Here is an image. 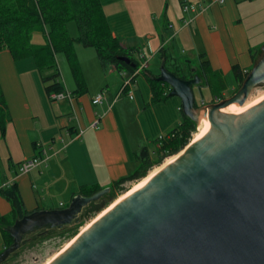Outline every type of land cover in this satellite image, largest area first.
I'll return each mask as SVG.
<instances>
[{"label": "crops", "instance_id": "obj_1", "mask_svg": "<svg viewBox=\"0 0 264 264\" xmlns=\"http://www.w3.org/2000/svg\"><path fill=\"white\" fill-rule=\"evenodd\" d=\"M184 2L198 3L196 12H183ZM114 36L122 46L145 55L148 70L161 47L192 63L204 55L211 68L234 83L232 68L252 69L264 45V0H101ZM194 18L183 25L185 18ZM42 42L43 34L37 32ZM177 45L180 50L177 51ZM178 48V49H179ZM138 59V58H137ZM88 91L51 100L33 58L14 59L0 50V83L11 113L0 133V187L16 182L28 211L64 208L80 187H111L138 167L137 152L181 122V98L152 102V87L143 73L133 80L134 98L122 91L132 72L114 65L105 70L96 56L82 62ZM88 67V68H86ZM65 75V74H64ZM123 81V84H122ZM66 82H68L66 80ZM69 83V82H68ZM105 91L101 103L92 99ZM82 131V134H81ZM81 134V135H80ZM80 135V136H78ZM41 162L27 173L26 159ZM10 202L0 191V217L9 215ZM5 248L0 228V252Z\"/></svg>", "mask_w": 264, "mask_h": 264}, {"label": "water", "instance_id": "obj_2", "mask_svg": "<svg viewBox=\"0 0 264 264\" xmlns=\"http://www.w3.org/2000/svg\"><path fill=\"white\" fill-rule=\"evenodd\" d=\"M262 51L235 93L198 108L193 86L202 78H182L162 65L156 78L181 98L183 113L197 122L205 110L212 125L50 264H264V98L247 102L264 84V45ZM120 59L136 66L128 56ZM233 102L240 105L230 109ZM109 191L78 193L67 207L16 219L7 227L13 242L0 252V264L25 235L71 223Z\"/></svg>", "mask_w": 264, "mask_h": 264}, {"label": "trees", "instance_id": "obj_3", "mask_svg": "<svg viewBox=\"0 0 264 264\" xmlns=\"http://www.w3.org/2000/svg\"><path fill=\"white\" fill-rule=\"evenodd\" d=\"M72 20L77 23L79 28L78 37H72L68 31V23ZM36 32L43 34L42 42L33 40ZM76 41L96 49L104 70H107L110 65H114L120 71L134 72L139 66V62L134 57V50L122 46L120 39L113 35L101 0H0V50L8 49L16 60L33 58L40 72L45 68L57 66L55 54L58 51H63L68 58L77 84L74 94H83L88 91V87L75 51L74 42ZM171 50L172 45H165L160 49L162 65L179 77H194L196 69L192 68V63H187L186 60L175 56ZM121 56L130 57L136 66L133 67L130 63L121 60ZM200 59L197 68L205 76L206 86L211 91V100L209 101L211 103L215 101V96L223 97L222 91L227 89L228 85L226 77L220 72L214 71L204 55L200 56ZM254 59L257 60L255 54ZM140 73L146 75L150 81L153 103L165 102L171 98L169 93L172 88L168 83L157 80L156 77L159 74H151L148 69ZM232 73L235 84H237L233 90L234 93L241 86L248 71L244 72L239 65H235L232 68ZM132 78L134 79L135 76ZM42 79L48 94L53 91L66 90L59 71L47 77L42 76ZM201 82L193 86L195 96V87L201 91L202 86L205 85ZM201 105L202 103L196 98V107ZM11 119V113L0 83V133L2 137L6 132L7 123ZM196 126V123L182 111L181 122L167 131L165 135L152 141L155 145L153 153L157 156L155 158L152 156L154 146L141 147L137 152V169L128 176L116 180L112 184L111 190H121L125 183L136 182L144 178L156 163L161 165L167 157L184 150L191 142ZM102 189L98 186H83L80 187L78 193L90 196ZM0 191L12 205L11 213L0 217V228L5 247H7L13 242V237L7 227L30 211L25 207L16 182L2 185ZM106 195L107 193L101 198ZM101 198L91 203L90 210L100 211L102 209L103 203L98 202ZM75 221L76 219L62 227H57V230H62V236L73 238L78 234L81 224ZM72 224L74 225L71 226Z\"/></svg>", "mask_w": 264, "mask_h": 264}, {"label": "rangeland", "instance_id": "obj_4", "mask_svg": "<svg viewBox=\"0 0 264 264\" xmlns=\"http://www.w3.org/2000/svg\"><path fill=\"white\" fill-rule=\"evenodd\" d=\"M68 31L72 37H78L79 36V28L77 26V23L74 20L69 21ZM36 33L34 34V39H33L35 42L38 41V38L41 39V36H39ZM74 44H75L74 45L75 51L78 55L81 68H82L81 61L84 62V64H86V66H88V60H89L90 56L93 55V56H96L98 58L96 49L94 47L85 46L83 43L77 42V41L74 42ZM175 46H176L177 51L180 50V48L177 45H175ZM55 56H56L57 66H55L54 68H45L43 71H41L42 76L47 77L49 75L54 74L56 71H59L61 74V79H62V81L66 87V90L69 91V89H70V90L74 91L77 88V84H76V81H75V78H74V75H73V72H72V69H71V66H70V63L68 61L66 54L63 51H58L55 54ZM134 57L136 59L138 58L137 61H139V56L134 55ZM151 63L153 66L152 69L155 70V72H157L158 74H160L162 65L160 63L159 56H156L155 60H153ZM193 65L198 66L199 65L198 61L197 60L193 61ZM86 68H88V67H86ZM82 71H83V69H82ZM103 71H104L103 73H105V74L107 73V72H105V70H103ZM83 74H84V72H83ZM196 74L202 78L201 83L205 84L202 86V90H201L202 93L200 90H198L197 87H195L196 96H197L196 98L199 102L202 103V105L200 107H203V106L205 107V106L210 104L209 101L211 100V91L208 88V86H206L205 76L201 73V71L198 68L196 69V73L194 74V76ZM129 78H130V76L128 77V79ZM41 80L43 81V79H41ZM66 80L69 83L66 82ZM124 82H125V80H124ZM226 83L228 86H227V89L222 91L223 97L215 96L214 99H216V98L225 99V98L230 97L233 94V90L235 89L237 84H235V82L232 83L229 81H227ZM122 84H123V81H122ZM258 98L259 99L264 98V84H262L258 90L251 93L248 100L252 101V100H256ZM205 102H208V103H205ZM211 103H214V102H211ZM196 108H198V107H196ZM194 122L197 125L198 121L197 122L194 121ZM197 130H198V127L196 126V131L193 133V137L197 133ZM80 135H78V136H80ZM193 137H192V139H193ZM149 146H151V147L154 146V148H152V156L155 158L157 155L155 153H153V151L155 149L154 143L152 141H150ZM170 157L171 156L167 157L162 164H164ZM156 165L159 166V164L156 163L152 167V169L157 168ZM133 182H135V181L125 183L124 188L121 190L112 191L111 187H110L111 192H108L106 196H104L103 198H101V200L98 201V202L103 203V205H104L102 207V209H100V211H102L105 207H107V205L112 203V200L114 201L120 194L125 192L132 185H134ZM87 187H91V186L87 185ZM92 187H94V186H92ZM70 202L71 201H68V203L66 204V207L70 204ZM90 205H92V204L90 203L88 206L84 207L83 211L76 218V221L78 223H81L79 225L78 233H80L81 229L85 225H87V223L92 221L93 218L100 212L97 209L96 210H90V207H91ZM75 222H74V224H75ZM74 224H72L71 226H73ZM45 231H47V232H45ZM61 233H62V230L61 229L57 230V227L51 228L49 230H48V228L36 229L35 231L28 233L27 235H25V238H24L20 248L18 250H16L14 253H12L10 255V257L3 264H46V263H48L56 255V253H58L67 243H69L74 238V237L73 238H67L65 236H62Z\"/></svg>", "mask_w": 264, "mask_h": 264}, {"label": "built area", "instance_id": "obj_5", "mask_svg": "<svg viewBox=\"0 0 264 264\" xmlns=\"http://www.w3.org/2000/svg\"><path fill=\"white\" fill-rule=\"evenodd\" d=\"M215 2L222 4V3H224V0H215ZM198 9H199V5H198V3H195V2H184L182 4L183 12H196ZM193 19L194 18H192V17L185 18L183 21V25H189ZM165 44H167L166 41L162 44V47L165 46ZM139 56L141 59L145 57V55L141 52H139ZM148 66H149L148 60H145V59L142 60L139 63L138 68L134 72H132V74H131L132 77H134V76L138 75L140 72L146 70L148 68ZM132 77H131V79L125 80L123 87H122V91L125 92L130 98H134V91L131 88L133 86V80H134ZM67 97L68 98L72 97V93L67 91V90L60 91V92L53 91L49 94V98L53 101L64 99ZM104 97H105V91H101L93 97L92 102L94 104L101 103L102 100L104 99ZM219 100H221V98L215 99V101H219ZM81 133H82V131H81ZM40 162H41V158L38 156H34L32 158L26 159L20 163L19 171L21 173H27V172L31 171L33 168H35L37 165H39Z\"/></svg>", "mask_w": 264, "mask_h": 264}, {"label": "bare ground", "instance_id": "obj_6", "mask_svg": "<svg viewBox=\"0 0 264 264\" xmlns=\"http://www.w3.org/2000/svg\"><path fill=\"white\" fill-rule=\"evenodd\" d=\"M259 99V98H258ZM250 100H247V102ZM236 105H240L239 102H233L231 104H229V108L230 109H234V107ZM221 111H224V108H222ZM244 111H246L245 108L240 109L238 112H236L235 114H239V113H243ZM230 113V112H229ZM233 114V113H230ZM207 125H212V122L208 116V114L206 113L205 110H202L200 115H199V119L197 122V133L194 135L191 143H194L195 141H197L199 139V137L201 136V134L203 133V131L205 130V128L207 127ZM182 153H184V150L180 151L178 154L176 153L175 155L171 156L164 164H161L159 166H157V168L151 169L149 171V173L142 179L133 182L134 185H132L126 192H123L122 194H120L114 201L112 200V203H110L109 205H107V207H105L102 211H100L94 218L92 221H90L89 223H87V225H85L82 229L81 232L78 233L69 243H67L58 253H56V255L46 264H50L54 259H56L62 252H64L69 246H71L74 241L79 237V235H81L86 229H88L96 220H98L106 211H108L116 202H118L121 198H123L125 195H127L130 191H132L133 189H135L137 186H139L140 184H142L143 182H145L149 177H151L156 171H158L161 167H163L164 165H166L167 163L177 159L180 155H182ZM6 248V247H5Z\"/></svg>", "mask_w": 264, "mask_h": 264}, {"label": "flooded vegetation", "instance_id": "obj_7", "mask_svg": "<svg viewBox=\"0 0 264 264\" xmlns=\"http://www.w3.org/2000/svg\"><path fill=\"white\" fill-rule=\"evenodd\" d=\"M97 201V200H96Z\"/></svg>", "mask_w": 264, "mask_h": 264}]
</instances>
